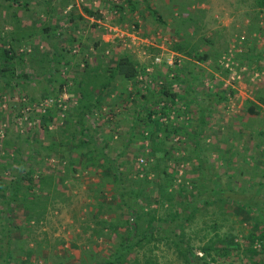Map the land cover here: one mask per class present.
Instances as JSON below:
<instances>
[{
  "label": "rangeland",
  "instance_id": "obj_1",
  "mask_svg": "<svg viewBox=\"0 0 264 264\" xmlns=\"http://www.w3.org/2000/svg\"><path fill=\"white\" fill-rule=\"evenodd\" d=\"M13 2L8 6L11 1L0 0V38L6 47L10 31L27 35L17 45L19 56L13 66L17 75L28 77L19 76L7 88L0 83V179L7 183L17 166L6 167L13 152L2 145L10 137L20 146L25 167L35 171L32 183L37 185L38 174L51 172L57 187L39 222L28 223L23 204H12L9 264H105L124 235L121 227L100 231L97 225L99 219L128 217L118 206L106 209L117 193L99 162L82 164L71 173L57 153L34 152L30 157L31 145L26 142L28 135L48 142L39 126L45 107L53 112L51 131L70 129L67 114L76 98L66 85L84 59L105 69L120 54L138 64V73L128 81L117 78L108 92H95L103 97L102 104L86 116V126L95 131L99 143L107 142L108 156L128 170L125 183L145 189V210L157 208L164 216L181 211L187 201H197L194 216L182 226L194 253L200 255L198 247L217 232L226 242L240 245L223 264H251L243 250L248 245L245 237L254 228L257 213L264 215V8L255 6L254 0H132L133 9L127 0ZM114 3L122 4L126 19L117 20ZM84 6L101 17L87 16ZM55 33L61 38H54ZM176 42L207 58L175 52ZM155 57L160 58L158 63ZM61 80L64 88L59 92ZM164 87L167 94L160 92ZM253 105L259 107L256 113L249 109ZM149 113V122L143 120ZM160 123H168L169 130H158ZM63 133L57 139H66L68 132ZM152 140L160 141L156 155L167 174L162 183L152 172L146 175L155 161ZM216 188L251 196L257 207L249 211L232 195H213ZM38 194L39 199L45 196ZM165 197L175 205L170 208ZM3 198L0 194V210ZM26 204L37 217L36 205ZM3 230L0 225V264H6ZM149 249L158 264H186L167 237L153 239L134 255L141 259ZM127 259L123 264L136 263L133 256Z\"/></svg>",
  "mask_w": 264,
  "mask_h": 264
},
{
  "label": "trees",
  "instance_id": "obj_2",
  "mask_svg": "<svg viewBox=\"0 0 264 264\" xmlns=\"http://www.w3.org/2000/svg\"><path fill=\"white\" fill-rule=\"evenodd\" d=\"M8 6L12 5L13 0ZM127 4L130 9H133L132 0H127ZM255 6L259 8H264V0H254ZM115 12H119L118 21L126 19L125 15L122 13V4L114 3ZM118 10V11H117ZM82 11L87 16L92 17H101V14L97 10H92L86 6L83 7ZM153 15H156L155 10H151ZM48 27V26H47ZM45 27V28H47ZM54 27V26H52ZM49 28L51 26L49 25ZM41 31V29H39ZM51 30H49L50 34ZM55 32V31H54ZM28 37L23 31H10L8 33V39L5 43L0 45V83H3V87H9L12 82H18L19 76L22 78L28 77L25 73L23 75H17L14 70L13 61L16 57L19 56L18 46ZM54 38H61L60 34H54ZM18 43V44H17ZM173 50L177 53L188 57H195L198 60L207 58L206 54L195 53L192 48H188L184 45L183 42L174 43ZM70 52V51H68ZM60 54V53H59ZM61 53L60 58L64 56ZM69 64L70 61L66 60ZM77 75L71 78V83L66 85V88L70 93H74L76 98V105L73 109L68 112L70 120L69 123L70 129L57 131H51L49 129V123L52 119L53 112L48 113L45 108H42L43 121L40 123V127L44 129L46 133V139L48 142L45 144L37 135L26 137V142L31 145V151L29 153L30 157H33V153H37L38 156L50 155L51 153H57L58 157L63 159L66 162V169L75 173L78 171V166L82 165L87 167L89 164L96 165L97 162L101 164L104 168L105 175L109 180L114 184V191L117 193L115 198H111V201L106 205V209L118 206L124 211L128 212V217L126 218H106L99 219L97 225L100 226L99 230L111 226L114 229L121 227L124 229V235H121V240L119 241L115 251L112 256L105 261V264H123L126 262L127 256H133V260L136 262L134 264H158V262L153 258L152 249H149L148 253H144L143 258L139 259L135 257L134 251L141 252V250L147 246L153 239L156 240L162 238H169L174 244L178 251L182 252L183 260L186 264H223L222 261L227 258L234 249H239L240 245L236 242H226V239L223 238L219 233L215 232L214 234L207 237L203 241L202 245L198 247L200 255L193 252V245L187 242L185 234L183 233L182 226L185 222H189L194 216L195 202H186V207L181 211H169L165 213L164 216H159L157 213V208L144 209L143 199L146 198L147 194L145 189L142 187L140 189L135 186H129L125 183L128 179V170L122 169L116 159L109 157L105 151L107 142L99 143L97 136L94 134L95 131L91 130L86 126V116L90 115L95 108H100L102 104V98L95 96V92L98 91L100 94L108 92L112 88V83L117 78L128 81L134 78L138 73V64L132 60L129 56L125 54H120L113 61V64L107 66L105 69H99L98 65L91 66L87 59H84L83 66L78 69ZM64 81H60V87L58 89L61 92L64 88ZM161 93L167 94V90L164 87L160 91ZM25 96V95H22ZM21 96V97H22ZM130 96V95H128ZM25 101V98H22ZM129 97L126 98L128 100ZM1 100L0 102H2ZM31 103V102H30ZM104 103V102H103ZM24 104H26L24 102ZM38 106V103H36ZM142 104V108H143ZM140 106V107H141ZM40 107V101H39ZM1 108V105H0ZM41 108V107H40ZM258 106L249 108L252 112L256 113ZM21 114V111H19ZM18 113V115H20ZM103 114V113H102ZM101 115V114H100ZM104 115V114H103ZM142 118V116H141ZM140 118V119H141ZM150 113L143 118V120L149 122ZM163 126H162V125ZM168 123L157 124L158 130L162 132H167ZM75 129H72V126ZM155 126V125H154ZM31 131V127H29ZM63 132H68L66 139H57V136ZM78 135H76V133ZM3 147L10 148L13 153L11 155L12 160L8 161L6 167L12 168L15 163L17 164L16 168L10 171L11 177L7 180V183L0 179V194L4 196L2 199V205L4 207L0 210V225L4 227V236L6 239V264H9L10 259H12L11 243L13 239L11 238V226H12V207L13 203L23 204V207L26 211V221L30 223L32 220L39 222L41 216L44 214L49 199L52 197L55 189L57 187V182L55 180L54 173H40L38 174V183L37 185L32 183V177L34 174V169L32 167H25L26 161L22 158V152L20 146L17 145L16 141L12 138L3 139ZM34 142V145H33ZM158 143L160 141L152 140V154L155 156V161L149 166V169L146 172V175L149 172H152L159 181L162 183V180L166 177V171L163 167L160 168V158L157 157L156 153L159 152ZM34 153V154H35ZM75 153V155L73 154ZM5 167V166H4ZM66 170V171H67ZM161 177V178H160ZM26 181V182H25ZM161 183H159L160 193L162 194L163 188ZM34 187L37 190H34ZM220 188L212 190V194L216 196H224L231 198L230 195L234 196V201L243 203L241 206L245 207L247 210H251L253 207H257L256 201L251 196L239 195L232 192L231 189L226 191L222 189L221 193L219 192ZM45 193V196L42 199L38 193ZM231 193V194H230ZM182 194V193H181ZM172 196L171 194H168ZM169 200L170 208L175 205V201L172 198L165 197ZM195 200V199H194ZM30 201L38 208V215L34 217V214H31L33 211L29 210L26 202ZM156 201H158L156 199ZM41 202V203H40ZM194 205V206H193ZM193 206V208H191ZM104 205H98V212L101 213ZM41 215V216H40ZM109 220V222L107 221ZM254 228L250 230L247 237L248 245L243 248L244 254L249 258L251 264H264V215L259 212L253 218ZM212 228H215L212 226ZM179 230V231H177ZM99 231V232H100ZM155 236V237H154ZM32 250L28 248L27 253H30ZM148 254V255H147ZM147 255V256H146Z\"/></svg>",
  "mask_w": 264,
  "mask_h": 264
},
{
  "label": "built area",
  "instance_id": "obj_3",
  "mask_svg": "<svg viewBox=\"0 0 264 264\" xmlns=\"http://www.w3.org/2000/svg\"><path fill=\"white\" fill-rule=\"evenodd\" d=\"M154 59H155V62H156V63H158V62L160 61V58H158V57H155ZM40 106H41V103H40ZM41 107H42V106H41Z\"/></svg>",
  "mask_w": 264,
  "mask_h": 264
}]
</instances>
